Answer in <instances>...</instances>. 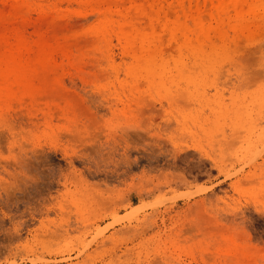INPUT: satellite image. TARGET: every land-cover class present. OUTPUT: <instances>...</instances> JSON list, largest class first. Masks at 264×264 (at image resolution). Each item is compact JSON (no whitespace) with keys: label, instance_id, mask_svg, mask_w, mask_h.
Wrapping results in <instances>:
<instances>
[{"label":"rangeland","instance_id":"obj_1","mask_svg":"<svg viewBox=\"0 0 264 264\" xmlns=\"http://www.w3.org/2000/svg\"><path fill=\"white\" fill-rule=\"evenodd\" d=\"M134 1L0 0V264H264V0Z\"/></svg>","mask_w":264,"mask_h":264},{"label":"snow or ice","instance_id":"obj_2","mask_svg":"<svg viewBox=\"0 0 264 264\" xmlns=\"http://www.w3.org/2000/svg\"><path fill=\"white\" fill-rule=\"evenodd\" d=\"M262 47H264V43H262ZM224 68L233 70L229 75L233 79L239 77V79H237L238 84H241V81L243 80L255 81L258 78L259 90L264 94V54L261 55L259 60V72L256 70L255 58L249 52L241 50L237 51L232 60L225 62ZM236 69H239V71L237 72ZM14 136L15 132L11 126L7 124L0 126V146H3L5 151H11ZM4 158L7 159L9 157ZM250 204L251 201H249V205ZM5 208H7V205H5ZM254 211L259 215L261 222L264 223V197H262L260 202L255 206ZM234 212L239 219L237 231L246 239L255 217L249 214V208L243 203V201L237 205ZM0 216L4 217L5 220L10 219L6 211H0ZM261 243H264V239L261 240Z\"/></svg>","mask_w":264,"mask_h":264},{"label":"bare ground","instance_id":"obj_3","mask_svg":"<svg viewBox=\"0 0 264 264\" xmlns=\"http://www.w3.org/2000/svg\"><path fill=\"white\" fill-rule=\"evenodd\" d=\"M15 1H19V0H15ZM81 1H82V2H88L89 0H81ZM94 1H98L99 3H100V2H103V3H105V4H106L107 2H109V0H108V1L106 0L105 2H104V0H94ZM119 1H123V0H119ZM133 1H134V0H133ZM172 1H173V0H172ZM186 1H188V0H176V3H177L178 6H180L181 8H184V6H185V4H186ZM190 1H191V0H190ZM190 1H188V2L190 3ZM110 2H111V1H110ZM115 2H116V1H115ZM173 2H174V1H173ZM103 3H102V4H103ZM119 3H120V2H119ZM121 3H122V2H121ZM121 3H120V4H121ZM176 3H172V4H173V5H177ZM115 4H116V3H115ZM117 4H118V3H117ZM117 4H116V7L120 6V4H118V5H117ZM142 4H143V3H142ZM154 4H155V3H154ZM196 4H198V3H196ZM196 4H195V6H196ZM106 5H107V7H106V9H105L106 11H105V13L103 14V16H102L101 19H102L103 21H105V22H110V21L112 20V18H111V7H112V3H107ZM113 5H114V4H113ZM122 5H123V4H122ZM143 5H144V4H143ZM186 5H187V4H186ZM189 5H190V4H189ZM191 5H193V4H191ZM134 6H135L136 8H140V9L145 8V6H142L143 8H141V7H140L141 4H138V3L136 4L135 1H134ZM193 7H194V5H193ZM170 8H171V7H170ZM194 8H195V7H194ZM119 10H121V9H119ZM169 11H170V10H169ZM120 13L122 14L123 12H120ZM169 13H170V12H169ZM132 22H133V20H129V19H128V21H125L124 23H125V25H126V24H129V25H130V24H132ZM121 25H122V24H121ZM123 34H124V33H123ZM125 34H127V33H125ZM125 36H127V35H125ZM129 43H130V44H129ZM131 44H132V43H131L130 41L127 42V45H128V46H131V47H133V48L136 47L135 44H132V45H131ZM134 45H135V47H134ZM129 48H130V47H129ZM129 48H126V50H127V51H131L130 49H132V48H130V49H129ZM128 49H129V50H128ZM137 50H138V49H137ZM134 51H136V50H134ZM136 54H137V53H136ZM10 67L12 68L13 66L10 65ZM8 69H9V68H8Z\"/></svg>","mask_w":264,"mask_h":264}]
</instances>
